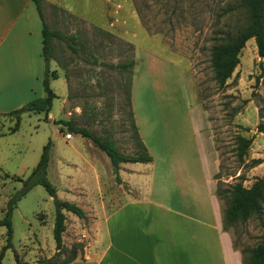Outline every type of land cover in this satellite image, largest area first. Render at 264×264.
<instances>
[{
  "label": "rangeland",
  "instance_id": "rangeland-1",
  "mask_svg": "<svg viewBox=\"0 0 264 264\" xmlns=\"http://www.w3.org/2000/svg\"><path fill=\"white\" fill-rule=\"evenodd\" d=\"M56 2L60 5L42 4L49 28L61 34L52 40L50 70L60 74L50 81L58 96L52 110L47 119L45 113H24L16 132L11 131L16 119L0 116V219L9 199L24 189L20 179L32 174L49 142L47 178L59 199L76 203L87 217L66 212L64 248L59 253L53 235L55 198L43 185L35 184L11 215L13 246L2 264H16V253L28 264L63 263L72 249L79 259L97 238L100 220L128 190L121 178H116L106 153L92 140L74 133L69 124L86 127L114 141L124 155H133L138 143L131 124L132 110H152L147 117L151 131L164 129L168 155L185 157L186 162L178 165L197 175V135L210 123L221 189L238 183L240 176L245 187L264 176V132L258 130V125L264 124V60L255 39L247 42L240 64L225 85L215 80L210 62L217 39L236 34L247 23L244 10H230L237 0ZM130 60L136 61L135 67L124 71L116 67ZM130 84L131 107L126 99ZM44 90L36 98L45 96ZM142 130L148 134L144 126ZM66 133L73 139L68 140ZM151 136L154 138L153 133ZM239 136L253 137L243 160L237 157ZM256 160L263 162L254 166ZM123 175L127 177V171ZM219 199L225 210L229 196ZM228 232L234 248L249 264V251L264 238V203L260 213L238 222ZM6 238L7 228L1 226L0 252Z\"/></svg>",
  "mask_w": 264,
  "mask_h": 264
},
{
  "label": "crops",
  "instance_id": "crops-1",
  "mask_svg": "<svg viewBox=\"0 0 264 264\" xmlns=\"http://www.w3.org/2000/svg\"><path fill=\"white\" fill-rule=\"evenodd\" d=\"M44 1L60 5L57 0ZM42 27L34 0H0L1 117L44 90L47 70ZM132 111L153 160L121 164L126 194L100 220L97 238L70 264H244L232 235L223 229L216 188L220 162L210 123L198 131L199 170L192 175L178 165L186 162L185 157L168 155L164 129L151 131L147 117L152 110Z\"/></svg>",
  "mask_w": 264,
  "mask_h": 264
},
{
  "label": "trees",
  "instance_id": "trees-1",
  "mask_svg": "<svg viewBox=\"0 0 264 264\" xmlns=\"http://www.w3.org/2000/svg\"><path fill=\"white\" fill-rule=\"evenodd\" d=\"M39 10V13L43 21V43H44V59H51L52 54V40L54 37L61 38V34L57 30H52L46 22L43 16L42 0H34ZM242 9L246 12L247 23L246 25L238 30L236 34H224L221 38H218L214 45L211 47L210 62L211 67L214 72V78L219 85H225L227 81L232 78L236 68L240 64V56L242 50L246 47L249 40L255 39L258 54L264 60V0H237L236 7L230 8V10ZM72 49L76 50L72 47ZM136 61L130 60L129 62L121 63L116 67L121 70H129L135 67ZM113 66V65H111ZM60 74L56 70H49L46 72L43 85L46 95L43 97L36 98L20 108L11 111L10 113H5L3 115L14 117L16 119L15 126L11 129L12 132H16L20 127V121L24 113H45L46 119L48 118L53 101L57 98V94L52 91L50 87L51 79H58ZM131 84L128 85L127 89V102L130 107L132 106L131 98ZM133 115V112H132ZM132 126L134 129V137L138 143V150L133 155H124L118 148L117 144L110 140L104 139L100 135L92 132L86 127L70 125L71 130L80 134L83 137L92 140L94 145L100 150L104 151L106 155L110 158L113 172L116 178L120 180V169L122 163H149L153 160L151 154L149 153L147 147L140 138L135 120L133 117ZM246 131L250 128L246 127ZM258 130L264 132V124L258 125ZM239 143L237 147V157L240 160L244 159L247 155L248 149L253 143V137L239 136ZM50 148L51 142H49L42 153L41 160L39 161L36 168L33 170L32 174L27 179H20L23 181L24 189L14 194L7 202V208L5 210V215L0 219V227L5 226L7 228V238L6 245L2 247L0 252V264H2L5 253L10 249L13 238V224L12 216L15 208L17 207L18 201L25 196L28 191L35 186V184L43 185L49 194L55 198L56 205V216L53 235L56 242L57 251L60 253L64 248L63 234L66 231L67 225V215L66 211L73 213L81 219H85L87 214L85 210L77 205L76 203L61 200L57 197V189L55 185L47 178V167L50 160ZM262 160H256L254 166L262 163ZM221 172L216 176L218 179L217 184V196L221 198L222 196H229V205L223 210V229L224 231H229V229L237 224L238 222L248 221L254 214L260 213L262 210V205L264 203V176L256 178L255 182L250 187H245L243 184V178L240 176V181L236 184L230 185L226 189H221ZM9 176V175H7ZM249 257V264H264V238L251 250ZM16 264H28V262L21 259L18 253L15 255ZM77 259L76 250L72 249L71 254L67 257L66 261L63 263H57L54 260H48L42 262V264H70ZM244 264H246L244 262Z\"/></svg>",
  "mask_w": 264,
  "mask_h": 264
},
{
  "label": "water",
  "instance_id": "water-1",
  "mask_svg": "<svg viewBox=\"0 0 264 264\" xmlns=\"http://www.w3.org/2000/svg\"><path fill=\"white\" fill-rule=\"evenodd\" d=\"M263 59V58H262ZM45 63H46V69H47V71H49L50 70V63H51V60L50 59H46L45 60Z\"/></svg>",
  "mask_w": 264,
  "mask_h": 264
},
{
  "label": "built area",
  "instance_id": "built-area-1",
  "mask_svg": "<svg viewBox=\"0 0 264 264\" xmlns=\"http://www.w3.org/2000/svg\"><path fill=\"white\" fill-rule=\"evenodd\" d=\"M66 138L67 139H71L72 138V134L71 133H66Z\"/></svg>",
  "mask_w": 264,
  "mask_h": 264
}]
</instances>
